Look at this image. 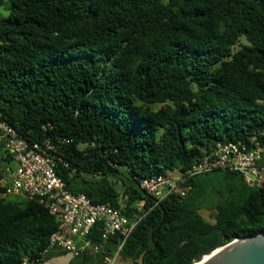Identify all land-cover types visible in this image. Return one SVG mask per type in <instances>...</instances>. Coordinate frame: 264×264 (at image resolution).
Instances as JSON below:
<instances>
[{"label":"trees","instance_id":"trees-1","mask_svg":"<svg viewBox=\"0 0 264 264\" xmlns=\"http://www.w3.org/2000/svg\"><path fill=\"white\" fill-rule=\"evenodd\" d=\"M0 119L56 147L70 192L140 218L118 252L125 260L192 264L217 242L204 236L214 229L223 245L264 235V187L237 173L195 176L185 196L156 205L141 188L205 147L264 132V0H0ZM15 197L0 198V264L64 255L46 252L55 218ZM101 232L87 236L98 252L75 256L82 264L117 253L119 237Z\"/></svg>","mask_w":264,"mask_h":264},{"label":"built area","instance_id":"built-area-1","mask_svg":"<svg viewBox=\"0 0 264 264\" xmlns=\"http://www.w3.org/2000/svg\"><path fill=\"white\" fill-rule=\"evenodd\" d=\"M0 150L10 159L0 173V198L22 197L37 200L57 222L50 236L47 251H60L78 256L84 251L98 252L87 236L101 224V239L118 236L117 253L105 257L103 264H113L118 252L140 218H128L108 203L93 204L85 194L70 192L55 169L56 147L50 142H28L6 121L0 119ZM214 171L240 175L248 187H264V132L252 137L249 144L217 142L202 149L184 171L153 175L141 180V188L154 205L170 194L185 196L189 180ZM142 203L139 204V208ZM49 264L46 256L40 259Z\"/></svg>","mask_w":264,"mask_h":264},{"label":"water","instance_id":"water-1","mask_svg":"<svg viewBox=\"0 0 264 264\" xmlns=\"http://www.w3.org/2000/svg\"><path fill=\"white\" fill-rule=\"evenodd\" d=\"M161 225L162 222L151 235L153 249L150 252L154 251L156 247L153 235L160 228ZM215 233L219 235L217 242L211 247L201 251L193 259L192 264H264L263 234H258L250 237H239L223 245L221 230L219 229H214L205 234L204 236ZM146 255L147 253H144L142 255L140 259V264H144L143 260ZM73 258V254L65 253L61 256L52 257L48 261L49 264H69V262Z\"/></svg>","mask_w":264,"mask_h":264},{"label":"rangeland","instance_id":"rangeland-1","mask_svg":"<svg viewBox=\"0 0 264 264\" xmlns=\"http://www.w3.org/2000/svg\"><path fill=\"white\" fill-rule=\"evenodd\" d=\"M159 107L160 106H157L156 108H159ZM2 156H3V151L0 150V159H1ZM6 164H7L6 162L0 160V166L1 167L5 166ZM13 198H16V197L13 196ZM212 213H213V211H208V210H205V209L200 211L201 216L205 220H207V221H209L211 223L213 222ZM90 252L91 251H89V253ZM70 264H82V259L80 257H74V259L71 261ZM113 264H140V263H139V261L133 262L131 260H125L121 256L118 255L117 257H115V260H114Z\"/></svg>","mask_w":264,"mask_h":264}]
</instances>
